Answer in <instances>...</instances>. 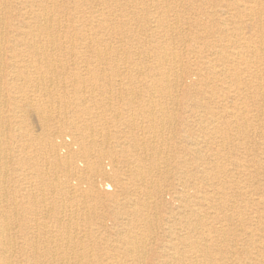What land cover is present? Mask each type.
<instances>
[{"label": "bare ground", "instance_id": "obj_1", "mask_svg": "<svg viewBox=\"0 0 264 264\" xmlns=\"http://www.w3.org/2000/svg\"><path fill=\"white\" fill-rule=\"evenodd\" d=\"M14 1L17 0H0V264H176L180 260L184 261L182 264H212L215 255L208 251L210 244H225L227 237L223 228L215 229L209 224L208 217L202 215L199 207L202 201L198 200V191H203L199 179L211 180L210 168L197 164L200 168L198 176L193 171L195 163L189 159L188 162L177 161V154H160L165 129L173 117L166 111L168 105L154 101L157 89L152 87L148 96L132 91L125 97L93 99L89 102L93 104L90 107L89 104L82 106V113L96 110L95 115H100V120L94 116L81 121L80 110L70 106L64 113L55 111L48 79L56 68L65 70L67 65L56 66L61 60L53 52L64 50L60 45V39L64 37L86 43L92 36L70 32L63 37L61 28L65 25L60 16L51 20L52 13L48 9L52 6L46 4L47 0H19L26 12L21 13L23 25L16 29L2 16L4 10L10 18L14 16L10 13ZM79 7L75 5L72 19L79 18L76 11ZM70 23L73 26L76 22ZM153 26L156 30L161 29L156 22ZM7 28L12 36H6ZM258 43L262 44V41ZM74 50L71 47V51ZM159 54L168 60L166 51ZM259 55L257 47L247 50L239 47L230 57L221 58L222 73L229 81L223 85L224 91H230L232 83L239 84L241 87L237 92L243 95L245 84L241 77L244 71L240 66L248 68ZM207 69L215 70L211 63ZM176 72L175 67H163L160 74L164 77L158 78L157 82L164 90L177 87L181 76ZM172 73L177 74L174 82L165 79L168 76L165 74ZM184 76L191 78L189 74ZM26 87H39L38 96L30 95ZM257 101H264V95H259ZM32 108L39 115L46 136L43 146L27 117V109ZM230 114L232 117L237 115L235 112ZM240 115L242 125L237 128L245 135L250 130ZM52 125H55L53 129ZM110 126L116 129L115 136L126 134L119 128L127 129L126 138L133 141V149L142 154H126V150L110 147V139H113ZM156 139L160 142H155ZM40 144L53 153L49 154L53 159L48 165L38 161L43 152ZM63 148L68 154H61ZM58 166L65 167L66 172L63 171L61 177L56 176ZM237 167L244 168V163L237 162ZM171 177L181 186L180 192H176V186L171 184L176 195L172 188L169 189L171 186L161 184V180L164 182ZM167 196L174 202L177 198L183 202L182 213L165 202ZM261 204L264 207V199ZM72 205L76 210H70L68 218H64ZM97 206L111 212L102 223L104 233L72 221L73 214L87 219L91 212H96ZM162 207L167 211L159 221L154 213ZM217 218L227 220L226 217ZM108 221L113 225L109 226ZM157 252H162L161 256Z\"/></svg>", "mask_w": 264, "mask_h": 264}, {"label": "rangeland", "instance_id": "obj_2", "mask_svg": "<svg viewBox=\"0 0 264 264\" xmlns=\"http://www.w3.org/2000/svg\"><path fill=\"white\" fill-rule=\"evenodd\" d=\"M19 3L17 0L10 5V13L14 15L11 18L5 10L2 11L4 20L8 19L16 29L23 25L21 13L26 12ZM46 4L52 6V9H48L52 13L51 20L61 17L62 25H65L61 28L63 37L70 32L89 33L92 36V40L86 43L64 37L60 39L64 50L53 52L61 60L56 62V66L67 65L65 70L56 68L55 74L48 79L55 111L64 113L70 106L80 110L81 121L94 116L100 120V115H95L96 110L82 113V106L99 98L125 97L132 91H140L148 96L150 89L155 87L158 93H155L154 101L168 105L166 111L173 117L165 129L163 152L160 154H177V161L188 162L189 159L195 166L202 164L210 168L211 180L199 179L203 187V191H198V200L202 201L199 207L202 215L208 217L209 224L215 229L223 228L227 237L225 244H210L208 251L215 255L212 264H264V207L261 204L264 199V101H257L259 95H264V0H47ZM75 5L81 6L76 10L78 19H72L71 15L75 12ZM71 21L76 23L71 26ZM154 22L161 29L151 27ZM5 32L7 37L13 35L8 28ZM259 40L262 44L258 43ZM71 47L75 50L71 51ZM239 47L245 50L257 47L260 54L248 68L240 66L244 71L241 77L245 84L242 86L245 88L243 95L237 92L241 87L239 84L232 83L230 91L222 88L229 81L222 73L221 58L230 57L233 50ZM163 51L168 53V60L159 54ZM210 63L215 70L207 69ZM163 67H175L176 73L181 76L177 87L168 91L157 82L158 78L164 77L160 74ZM147 70L150 72L147 73ZM142 71L145 73L141 74ZM177 74H165L168 75L165 79L174 82ZM186 74L191 78L184 76ZM25 89L33 97L38 96L39 87ZM27 111L29 122L36 135L40 136L43 146L46 136L40 126L39 115L33 108ZM229 112H235L236 117ZM240 114L250 130L245 135L239 133L237 128L242 125ZM92 121L97 122L95 119ZM51 127L53 129L55 125ZM119 130L126 134L115 136L116 129L110 126L109 131L113 134L110 147L126 150V154H142L134 150L133 141L126 138L127 129ZM155 142L159 143L160 140L156 139ZM47 150L49 148H44L38 156L42 165H48L53 159L49 156L53 153ZM61 154H68L67 149L63 148ZM237 162L244 163V168H238ZM198 170L200 168L197 166L193 169L199 176ZM63 171L66 172L65 167L58 166L56 176H63ZM161 184L168 187L173 184L176 192L181 190L178 181L172 177L164 182L161 180ZM172 186L169 189L172 188L174 194ZM165 202L171 203L176 212H181L183 202L178 198L174 202L167 196ZM72 206L64 218H68L70 210H76V206ZM166 211L164 207L158 208L154 215L162 221ZM109 213L106 207L97 206L96 212H91L87 219L73 214L72 221L104 233L101 226ZM217 216L226 217L227 220L221 221ZM108 225L112 226L113 223L108 221ZM161 254L157 252V255ZM182 263L184 261L180 260L176 264Z\"/></svg>", "mask_w": 264, "mask_h": 264}]
</instances>
